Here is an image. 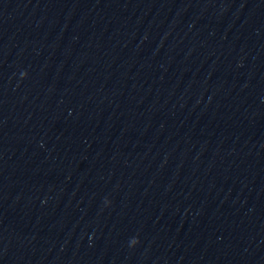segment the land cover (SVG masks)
I'll list each match as a JSON object with an SVG mask.
<instances>
[{
  "label": "clouds",
  "instance_id": "1",
  "mask_svg": "<svg viewBox=\"0 0 264 264\" xmlns=\"http://www.w3.org/2000/svg\"><path fill=\"white\" fill-rule=\"evenodd\" d=\"M24 75H26V73L24 74ZM138 241L136 240V239H133L132 240V244H136Z\"/></svg>",
  "mask_w": 264,
  "mask_h": 264
}]
</instances>
